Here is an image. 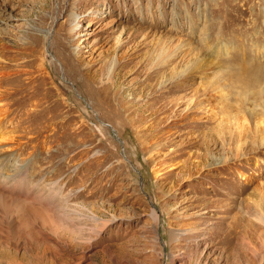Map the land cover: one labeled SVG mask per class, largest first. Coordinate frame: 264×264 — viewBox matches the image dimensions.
<instances>
[{
    "label": "rangeland",
    "instance_id": "1",
    "mask_svg": "<svg viewBox=\"0 0 264 264\" xmlns=\"http://www.w3.org/2000/svg\"><path fill=\"white\" fill-rule=\"evenodd\" d=\"M254 65L264 0H0V264H264Z\"/></svg>",
    "mask_w": 264,
    "mask_h": 264
},
{
    "label": "bare ground",
    "instance_id": "2",
    "mask_svg": "<svg viewBox=\"0 0 264 264\" xmlns=\"http://www.w3.org/2000/svg\"><path fill=\"white\" fill-rule=\"evenodd\" d=\"M137 51H140V50H137ZM136 52L133 53L132 55L126 57L125 58V61H123L120 64L117 63L115 61V59H113V60L110 61L109 65L107 66V77H106L109 82L111 81L113 84H116V80L119 79V76L124 75L127 72H129V71H131V72L133 71L134 72V74L136 76L135 77V80L137 79V77L140 74H142V71L144 70V67L141 66V67L137 68V64H134V58L136 57L135 56ZM132 67H135L136 69L133 70ZM259 69H260V67H258V66L255 67V65H254V68L250 72H247L245 74H242L240 76V77H242L241 84L243 86L247 87V89H253L255 87H259L260 84L262 83V81L264 80V71L262 72ZM116 70H118L117 73H116ZM150 70L151 71L148 72V74L145 77L144 81H140V82H136L135 83V80H134V86H137L136 89H138L140 92H142V90H144L145 88H149V87L151 89H153V86L155 84L152 83V81L154 79L157 80V78H159V77H164V74L161 75L159 73L160 72V69H158V68L154 69V67H151ZM121 71L124 72V74H121ZM184 73L185 74H182L181 77L186 81L188 78L191 77V73L188 72V71H186ZM90 76H91V80H94L96 78V76H97V72H95L93 74V76H92V73H91ZM170 78L172 79L173 76L170 77ZM171 79H169V80H171ZM181 85H182V83H181ZM242 85H241V87L243 89H245ZM171 91H172V88H169L167 91H165L163 93L165 95H167ZM163 93H162V95H159V96H156V97H151L150 96L151 94H149V95L146 96L145 99H143V97H141L139 99V102L144 101V104H141L140 105V109H139L140 112L142 111V113H144V114H142V119L143 120H147L150 123L159 122L161 120L160 118L162 116L165 117L164 115L166 113H168L169 111H171L172 108H174L175 106H180L181 107V106H184L185 105V103L184 104L183 103L176 104L174 100H168V101H166V103L163 106V108H161L160 110L152 109L155 105H157L161 101L167 99V98H165V96L163 95ZM138 96H143V95H138ZM242 106L244 107V104H242ZM124 110L127 113H129V114L134 111V110H132V106L131 105L124 106ZM193 111L194 110L191 109L190 113H193ZM187 115H188V113L185 114V115H183L182 118L187 117ZM152 135L155 136V134H152ZM48 222L51 225V228L54 230V228H55L56 225L53 222L49 221V220L47 221V223ZM176 236L178 237V233H175V232L172 231L171 232V239L172 238H175ZM262 259H264V258H262Z\"/></svg>",
    "mask_w": 264,
    "mask_h": 264
}]
</instances>
